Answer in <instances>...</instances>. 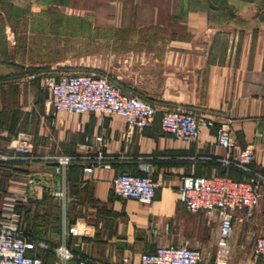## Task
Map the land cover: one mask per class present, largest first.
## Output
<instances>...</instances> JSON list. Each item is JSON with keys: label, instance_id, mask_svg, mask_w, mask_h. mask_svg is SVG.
<instances>
[{"label": "crops", "instance_id": "obj_1", "mask_svg": "<svg viewBox=\"0 0 264 264\" xmlns=\"http://www.w3.org/2000/svg\"><path fill=\"white\" fill-rule=\"evenodd\" d=\"M53 8L66 25L79 21V49L88 53L80 66L160 113L183 110L212 119V127L184 143L162 132L160 115L143 130L128 129L116 114L55 115L41 77L28 78L46 63L1 56L14 32L8 19L39 18ZM20 33L38 29L22 25ZM225 121L234 141L228 150L216 145V129ZM19 133L30 135L32 159L0 165V214L14 201L34 242L29 255L54 264L64 246L100 264H139L142 253L186 244L212 259L219 218L185 209L181 179H246L224 163L246 146L254 148L251 167L264 175V0H0L1 153L11 151ZM59 156L72 158L64 201L56 196L59 177L51 164ZM143 167L159 184L153 205L112 193L117 174L143 175ZM70 226L78 227L77 235L65 234ZM259 237L264 197L250 218L235 214L228 264H264L253 257Z\"/></svg>", "mask_w": 264, "mask_h": 264}, {"label": "built area", "instance_id": "obj_2", "mask_svg": "<svg viewBox=\"0 0 264 264\" xmlns=\"http://www.w3.org/2000/svg\"><path fill=\"white\" fill-rule=\"evenodd\" d=\"M41 77L49 94V104L55 115L94 113L121 116L128 129L143 130L160 115L162 132L184 143L195 142L201 128L212 127L213 120L183 110L163 111L153 104L133 95L123 94L106 77L85 74L56 76L39 72L29 75L30 80ZM216 145L231 149L233 137L231 124L220 123L216 129ZM264 150V142L262 143ZM31 139L28 133H19L10 152H0V162L30 161ZM255 153L252 146L238 150L234 158L224 163L246 175L243 181L228 178L186 176L181 179L180 200L190 213H205L219 218L217 252L212 259H204L201 252L186 245L158 247L153 252L142 253L139 264H228L229 241L235 214L243 212L250 218L264 197V175L251 167ZM72 162L70 157H54L51 160L54 173L59 177L60 190L56 196L64 201L66 173ZM93 168L84 167L89 176ZM143 175L119 173L111 180L112 193L121 199L136 200L153 205L159 188L157 181L149 176L148 167L141 169ZM32 181H30L31 183ZM14 201H7L0 214V264H45L31 256L28 251L34 242L22 228L15 214ZM66 235H77L78 227L67 228ZM58 261L54 264H100L93 260L76 257L64 246L56 249ZM253 257L264 262V237L255 240ZM128 263L127 259L123 260Z\"/></svg>", "mask_w": 264, "mask_h": 264}, {"label": "rangeland", "instance_id": "obj_3", "mask_svg": "<svg viewBox=\"0 0 264 264\" xmlns=\"http://www.w3.org/2000/svg\"><path fill=\"white\" fill-rule=\"evenodd\" d=\"M60 15L53 8L45 16L39 18L23 19L24 21L8 19L7 24L14 32L8 35L11 40L9 46L1 51L2 59L4 61H41L47 65L43 71L47 70L60 77L69 74L91 75L94 73L93 68L80 66V61H86L84 58L80 60V56L88 53L79 49L78 19L66 25ZM22 25H32L38 29V33H20ZM51 67L53 70H50ZM203 214L206 218H211ZM184 219L187 221L188 218L184 217Z\"/></svg>", "mask_w": 264, "mask_h": 264}, {"label": "trees", "instance_id": "obj_4", "mask_svg": "<svg viewBox=\"0 0 264 264\" xmlns=\"http://www.w3.org/2000/svg\"><path fill=\"white\" fill-rule=\"evenodd\" d=\"M14 163H16V162H0V165H12V164H14ZM234 169V168H233ZM236 170V169H235ZM238 171V170H237ZM239 172V171H238ZM241 174H243V175H245L244 173H242V172H240ZM243 181V180H242ZM28 236L30 237V233H28ZM30 239H31V237H30Z\"/></svg>", "mask_w": 264, "mask_h": 264}]
</instances>
